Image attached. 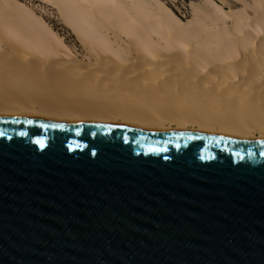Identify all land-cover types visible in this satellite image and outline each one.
I'll use <instances>...</instances> for the list:
<instances>
[{
	"label": "water",
	"instance_id": "water-1",
	"mask_svg": "<svg viewBox=\"0 0 264 264\" xmlns=\"http://www.w3.org/2000/svg\"><path fill=\"white\" fill-rule=\"evenodd\" d=\"M262 152V139L0 116V264H264Z\"/></svg>",
	"mask_w": 264,
	"mask_h": 264
},
{
	"label": "bare ground",
	"instance_id": "bare-ground-1",
	"mask_svg": "<svg viewBox=\"0 0 264 264\" xmlns=\"http://www.w3.org/2000/svg\"><path fill=\"white\" fill-rule=\"evenodd\" d=\"M79 57L30 7L0 0V116L264 140V0H49Z\"/></svg>",
	"mask_w": 264,
	"mask_h": 264
},
{
	"label": "rangeland",
	"instance_id": "rangeland-1",
	"mask_svg": "<svg viewBox=\"0 0 264 264\" xmlns=\"http://www.w3.org/2000/svg\"><path fill=\"white\" fill-rule=\"evenodd\" d=\"M22 2L30 7L35 13L42 16L50 26L62 36L64 42L79 57H85L88 50L85 45L66 22L63 13L58 5L49 0H14ZM170 7L182 20H193L198 16L199 8L205 0H160Z\"/></svg>",
	"mask_w": 264,
	"mask_h": 264
},
{
	"label": "snow or ice",
	"instance_id": "snow-or-ice-1",
	"mask_svg": "<svg viewBox=\"0 0 264 264\" xmlns=\"http://www.w3.org/2000/svg\"><path fill=\"white\" fill-rule=\"evenodd\" d=\"M21 135H24V133H21ZM36 143L39 144L41 148H43L45 146V141L42 139L37 140ZM177 147H179V145H177ZM161 150L166 151V149H156V148H152V147H149V149H148L149 152H156V151H161ZM249 154L251 155V153H249ZM261 155H264V152H262ZM236 156L243 159V157L240 156V153H236Z\"/></svg>",
	"mask_w": 264,
	"mask_h": 264
}]
</instances>
